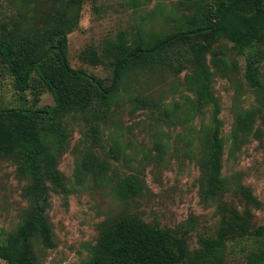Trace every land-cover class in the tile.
Wrapping results in <instances>:
<instances>
[{"label": "rangeland", "instance_id": "obj_1", "mask_svg": "<svg viewBox=\"0 0 264 264\" xmlns=\"http://www.w3.org/2000/svg\"><path fill=\"white\" fill-rule=\"evenodd\" d=\"M222 1L0 0V39L42 48L54 44V34L64 30L70 66L111 86L117 55H106L108 45L130 50L153 45L156 39L197 27L199 4L217 7ZM90 47L101 58L97 65L83 58ZM191 49L184 42L175 44L161 52L155 68L131 71L110 107L96 99L86 112H70L54 121L55 129L40 122L62 184L47 180L46 216L54 246L34 238L35 264H84L102 228L127 216L174 232L190 250L201 247L202 236L214 235L223 215L234 208L251 209L254 224L264 225V59L260 85L253 87L246 79V55L233 42L221 38L203 53L220 107L226 182L220 201H206L201 161L214 130V107L198 101L193 80L197 64L187 59ZM19 96L0 55V107L55 104L47 89L37 103L33 90L26 92L25 102ZM129 176L139 179L141 191L124 199L118 184ZM31 185L20 155L0 156V230H16L34 208ZM247 193L259 207L249 204ZM256 245L252 240L238 247ZM234 250L228 264H246L244 252Z\"/></svg>", "mask_w": 264, "mask_h": 264}, {"label": "trees", "instance_id": "obj_2", "mask_svg": "<svg viewBox=\"0 0 264 264\" xmlns=\"http://www.w3.org/2000/svg\"><path fill=\"white\" fill-rule=\"evenodd\" d=\"M198 6L200 24L195 28L156 39L153 45L140 46L135 50L115 43L108 45L106 55H117L111 86L70 66L68 38L64 30L54 34V44L42 48L16 45L10 38L0 39V55L14 78V87L21 102L26 101V92L33 90L37 103L45 89L53 94L55 102L53 106L42 108L0 107V156L20 155L23 158L25 172L32 181L28 192L35 198L34 208L16 230H0V262L35 264L32 241L37 237L46 246H54L46 216L50 204L47 180L59 186L62 179L56 167L55 154L43 143L40 122L50 123L45 124L47 130L55 129L54 121L70 112H86L96 99H100L101 106L110 107L131 71L155 68L160 63L158 56L161 52L181 42L191 46L193 53L187 59L197 64L193 80L197 85L199 103L214 107V130L209 137L207 156L201 161L205 175L201 194L206 201H220L222 194H226V182L222 176L224 143L220 135V107L212 92L211 74L206 68L203 53L221 38L230 40L239 52L246 55L247 81L258 87L259 64L264 59L261 48L264 44V0H224L217 7L209 3ZM83 58L93 65L101 60L94 47L85 51ZM140 191V181L134 176L118 184V193L124 199H132ZM247 198L249 204L260 206V202L249 193ZM252 240L257 244L255 247L248 250L238 247ZM200 241L199 249L190 250L180 244L174 232L150 225L137 216H127L102 228L98 243L84 264H228L233 259L235 248L244 252L246 264H264V225L254 224L251 209L234 208L225 213L216 233L202 236Z\"/></svg>", "mask_w": 264, "mask_h": 264}]
</instances>
